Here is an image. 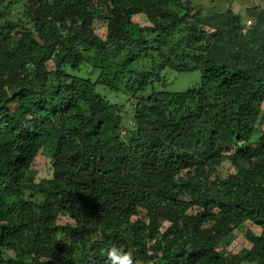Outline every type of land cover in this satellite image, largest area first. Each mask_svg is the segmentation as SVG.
Listing matches in <instances>:
<instances>
[{"label":"trees","instance_id":"16d2710c","mask_svg":"<svg viewBox=\"0 0 264 264\" xmlns=\"http://www.w3.org/2000/svg\"><path fill=\"white\" fill-rule=\"evenodd\" d=\"M195 10L28 0L0 13V264H106L112 246L134 264H264V132L251 138L264 120V9L250 28L229 12L212 32ZM166 70L198 71L200 85L156 90ZM110 95L138 101L126 135ZM46 150L55 173L38 182ZM246 224L260 234L228 259L221 242Z\"/></svg>","mask_w":264,"mask_h":264},{"label":"rangeland","instance_id":"374dc122","mask_svg":"<svg viewBox=\"0 0 264 264\" xmlns=\"http://www.w3.org/2000/svg\"><path fill=\"white\" fill-rule=\"evenodd\" d=\"M191 5L196 8L195 13L203 18L210 19V26L207 28L208 31H215V28L220 25L221 20L229 17V12L238 14L241 18V22L247 27H251L254 24L257 13L264 9V0H188ZM11 3L12 8L9 7ZM28 0H3L0 6V13L6 17H15L19 14V11L25 8ZM17 7V8H16ZM135 22L145 25L146 20L143 16L135 18ZM107 25L104 22L97 24V31L104 33ZM246 31V27L244 28ZM164 84H158L156 90L166 91L171 93H183L189 89L196 88L201 82V73L198 71L194 72H177L174 70H166L163 73ZM112 102H115L120 107L121 115L124 116V127L122 133L126 135L127 129L134 126L133 115L135 108H137L138 101L133 99L131 96L123 99L118 96H108ZM210 102H215L213 98H210ZM113 115L118 116L119 111L113 110ZM127 115V116H126ZM214 116V114H213ZM126 127V128H125ZM193 129L196 131L202 130L203 127L200 123H195ZM264 132V120L259 119L257 126L254 128L251 134L253 141L258 140L261 136V132ZM241 145V144H240ZM257 146L256 143H254ZM46 153L48 155H46ZM46 153H42L38 156L35 164L37 168L36 181L40 182L43 179L53 178L55 169L53 163L50 161V151L46 150ZM187 164V163H186ZM189 165V163H188ZM183 166V165H181ZM188 171L187 169L184 170ZM219 173L226 177L229 174L235 173L233 166L226 162L219 168ZM68 220L65 216H60V223ZM249 231L260 234L261 230L252 224L242 225L237 228L229 237H227L220 244V250L224 255L228 256V259H232L233 256H242L246 251L252 248L251 242L247 238ZM7 254L15 257L13 251H8Z\"/></svg>","mask_w":264,"mask_h":264},{"label":"clouds","instance_id":"9594fccd","mask_svg":"<svg viewBox=\"0 0 264 264\" xmlns=\"http://www.w3.org/2000/svg\"><path fill=\"white\" fill-rule=\"evenodd\" d=\"M107 256L106 264H134L131 250L122 251L116 246L105 249Z\"/></svg>","mask_w":264,"mask_h":264}]
</instances>
